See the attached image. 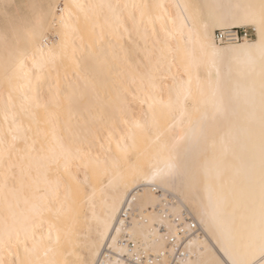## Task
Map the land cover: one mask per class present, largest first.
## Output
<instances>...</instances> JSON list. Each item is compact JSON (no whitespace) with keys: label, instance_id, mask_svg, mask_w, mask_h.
Masks as SVG:
<instances>
[{"label":"snow or ice","instance_id":"1","mask_svg":"<svg viewBox=\"0 0 264 264\" xmlns=\"http://www.w3.org/2000/svg\"><path fill=\"white\" fill-rule=\"evenodd\" d=\"M0 264H264V0H0Z\"/></svg>","mask_w":264,"mask_h":264},{"label":"built area","instance_id":"2","mask_svg":"<svg viewBox=\"0 0 264 264\" xmlns=\"http://www.w3.org/2000/svg\"><path fill=\"white\" fill-rule=\"evenodd\" d=\"M188 220L190 223L197 224L191 216H189ZM197 226H199V225L197 224Z\"/></svg>","mask_w":264,"mask_h":264},{"label":"bare ground","instance_id":"3","mask_svg":"<svg viewBox=\"0 0 264 264\" xmlns=\"http://www.w3.org/2000/svg\"><path fill=\"white\" fill-rule=\"evenodd\" d=\"M194 220H195V219H194ZM195 222L198 224V221H197V220H195ZM199 227L203 228V226H200V225H199Z\"/></svg>","mask_w":264,"mask_h":264}]
</instances>
